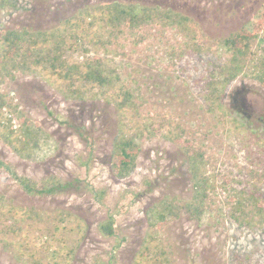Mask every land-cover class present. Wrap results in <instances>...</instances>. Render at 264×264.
Segmentation results:
<instances>
[{"label": "rangeland", "instance_id": "374dc122", "mask_svg": "<svg viewBox=\"0 0 264 264\" xmlns=\"http://www.w3.org/2000/svg\"><path fill=\"white\" fill-rule=\"evenodd\" d=\"M114 1L187 15L208 37L207 45L190 53L185 50L190 41L185 32L160 19L145 29L111 31L93 7ZM263 4L264 0H0V52L8 30L59 31L68 35L67 41L78 32L77 44L63 51L65 63L99 56L133 90L136 102L133 108H121L116 99L122 97H103L98 86L89 84L90 96L73 98L67 93L71 81L50 75L41 65L3 71L0 94L6 103L0 106V160L33 180L55 176L79 183L65 192L29 194L0 168L1 202L24 214H38L16 219L6 216L1 205L0 264H133L141 260L152 232L147 211L173 198L176 214L167 215L154 233L159 245L141 264H160L154 256L160 253L168 257L165 264H264V221L248 197L253 190L264 195V84L245 68L220 93L214 81L232 53L213 49L217 39L243 26L251 29ZM259 41L251 40L252 51H260ZM72 86L82 84L74 81ZM16 114L42 130L28 147L29 155L18 154L3 139L6 125L19 130ZM165 115L171 118L173 134L208 154L204 173L213 185L206 189L198 216L186 206L194 191L191 165L170 138L138 140L140 150L131 170L119 176L112 169L116 140L135 134L136 123L145 119L160 127L158 120ZM201 168L200 164L199 175ZM205 175L200 178L207 187ZM129 191L134 197L126 211H119L117 205ZM241 191L244 201L238 209L234 197ZM109 216L114 234L105 236L99 226Z\"/></svg>", "mask_w": 264, "mask_h": 264}, {"label": "trees", "instance_id": "16d2710c", "mask_svg": "<svg viewBox=\"0 0 264 264\" xmlns=\"http://www.w3.org/2000/svg\"><path fill=\"white\" fill-rule=\"evenodd\" d=\"M93 9L101 21L106 19L108 28L113 30L122 31L124 28L129 30L145 29L150 25V22L156 20H162L165 25H176L179 29L185 32L189 37L188 42H185V50L190 53L194 52V49L205 48L207 45L208 37L203 36L201 29L197 23L194 22L189 16L183 15L171 9L160 10L157 7H151L146 5L137 4H124L120 2H109L99 6H94ZM92 13V12H90ZM94 16L96 17L97 14ZM78 26V24H76ZM76 29V28H73ZM109 31V30H107ZM112 33V32H111ZM73 40L67 41L68 35L60 34L56 32H44V31H28L23 30H8L3 34V50L0 52V80L3 74H10L12 69H20L22 71L32 70L34 65H41L50 75L60 78L69 82L67 86V93L73 98L86 99L90 96V87L98 86L103 97L107 95L122 97L121 100L116 99V103L119 107L135 106L134 92L130 87L125 86L120 82L118 73L108 64H106L99 56H90L84 62L79 64H67L63 57V51L66 47H73L79 41L78 32L72 33ZM260 39V51H252L251 40ZM217 44L213 49H223L232 53L229 63L223 64L220 67V77L214 81V86H220L218 91L221 93L225 86L228 85L238 74L245 72V68L249 69V73L255 79L264 84V4L262 9L255 16L251 29L243 26L238 32H235L229 37L224 39H217ZM87 51V49H86ZM74 81H79L82 86H72ZM116 86V84H118ZM89 84L90 87L86 86ZM90 93V94H89ZM6 103L0 94V106ZM15 117L19 123V130L14 129L12 125L5 126L6 133L4 136L5 142L12 147L18 154L25 155L30 154L29 146L34 144L36 138L40 136L42 130L39 127L33 126L31 121L22 114H16ZM160 127H152L151 123L146 119L144 122H138L135 125V134H122L115 142L114 152L111 157L112 169L116 175L122 176L127 174L135 163V159L140 150V144L138 140H145L153 135L164 136L170 138L174 143L186 152L188 157V166H190V172L193 182V196L192 199L186 203L187 209L192 216H198L205 206L206 189L212 186V180L209 176L205 175L204 165L207 163L208 154L205 151L194 148L193 143L187 138L180 135L173 134V125L171 124V118L167 115L163 116L159 120ZM151 126V127H150ZM92 139L88 141V150L92 151ZM27 150L29 152H27ZM201 164V174L198 173V167ZM195 167V171L192 167ZM0 168L7 170L18 181L23 190L29 194L37 195H49L57 192H65L71 188L78 187L76 182L79 183V179L75 181H62L61 179L52 176L43 180H33L25 175H17L13 168L3 160H0ZM204 169V170H203ZM201 175H205V180L208 183L207 187L201 184ZM101 190L100 197L103 196ZM242 191L239 193V197L235 198L236 206L241 209L243 206ZM241 195V196H240ZM134 197L132 192H124L117 207L119 211H126L130 203V200ZM248 197L254 204L255 212L259 213L260 217L264 221V195L261 190H253L248 193ZM4 204L2 212L6 216H10L16 219L18 215L28 216L30 218L38 215H34L30 212H25L15 207H8L5 203L1 202L0 207ZM178 205L173 199H165L159 202L154 207V210L150 208L147 211L148 221L151 226L152 232L150 233L147 244L142 252L141 260H136L133 264H141L144 257H147V253L151 252L153 246L159 245L158 235H154L161 226L166 222L167 215L176 214ZM35 213V212H34ZM99 229L105 236H111L114 234L113 218L109 216L108 219L100 223ZM156 260L160 264H165L168 261V257L165 254H155Z\"/></svg>", "mask_w": 264, "mask_h": 264}]
</instances>
